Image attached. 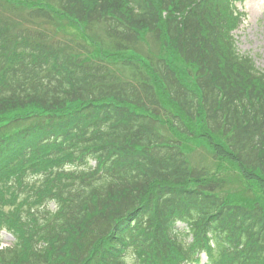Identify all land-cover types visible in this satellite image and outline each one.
I'll return each instance as SVG.
<instances>
[{"label": "trees", "instance_id": "1", "mask_svg": "<svg viewBox=\"0 0 264 264\" xmlns=\"http://www.w3.org/2000/svg\"><path fill=\"white\" fill-rule=\"evenodd\" d=\"M232 1L56 0L53 16L41 6L28 10L32 26L0 14V124L3 116L27 108L56 113L53 124L0 136V224L9 223L5 226H12L18 241L28 245L42 239L44 197L63 201L56 202L59 212L51 213L49 234L68 226L85 230L93 214L106 213L109 207L115 210L107 214H115L145 205L161 218L176 201L180 208L188 207L199 237L214 235L218 259L226 253L238 258L242 252L245 261L236 259L234 264L264 261V211L233 209L214 197L182 191L190 175H200L187 170L180 155L160 142L151 119L145 118L149 105L157 104L160 84L181 116L228 136L227 150L214 144L217 153L237 163L247 178H256L255 171L264 175V72L240 56L227 35L238 22ZM62 18L83 29L104 24L110 53L103 63L83 45L68 51L54 40L56 35L47 26ZM147 31L173 59L196 66V91L182 88L166 60L151 61L138 53L139 33ZM98 34L90 31L87 42H98ZM125 52L136 55V60L119 59ZM39 117L28 114L3 128L39 122ZM172 119L178 130L183 127L179 117ZM151 146L156 147L148 149ZM90 160L96 161L95 169L83 165ZM99 169L101 175L95 177ZM10 189L14 191L9 193ZM9 203L10 215L1 208ZM22 206L24 218L19 220ZM63 207L67 214L57 222ZM160 220L162 230L152 221L146 240L138 237L140 250L148 252L154 243L165 246L161 232L168 234L172 222ZM44 226L47 229L46 222Z\"/></svg>", "mask_w": 264, "mask_h": 264}, {"label": "rangeland", "instance_id": "2", "mask_svg": "<svg viewBox=\"0 0 264 264\" xmlns=\"http://www.w3.org/2000/svg\"><path fill=\"white\" fill-rule=\"evenodd\" d=\"M12 1H16V3L41 2L43 5H48L46 7L49 10L54 13L57 12V3L53 0ZM2 7L0 8V12L6 19L11 17L14 20L20 21L23 19V14L26 15L25 10L22 12V9L17 5H3ZM237 7L244 13L242 26L236 33L240 52L250 55L253 58L255 66L259 70L264 71V0H247L242 6L237 5ZM57 16L59 15L57 14ZM55 18L58 19V17ZM56 25L64 31V24L61 21L57 20ZM157 52L161 53L160 50H157ZM196 129L200 131L201 125L198 124ZM186 147L189 148V153L191 154L189 155V159L192 165L208 170L209 176L218 183H221L223 180L225 181L224 190L219 193L222 198L230 202L234 200L246 205L256 202L264 203V188H261L256 183L244 181L237 167L232 163L219 157H213L207 143L195 139L191 140V143H186ZM9 242V238L2 237V244L6 245Z\"/></svg>", "mask_w": 264, "mask_h": 264}]
</instances>
